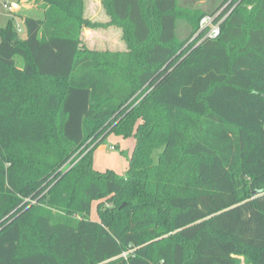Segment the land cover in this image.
Here are the masks:
<instances>
[{
    "label": "trees",
    "instance_id": "obj_1",
    "mask_svg": "<svg viewBox=\"0 0 264 264\" xmlns=\"http://www.w3.org/2000/svg\"><path fill=\"white\" fill-rule=\"evenodd\" d=\"M197 1L17 0L41 17L0 29V264H264V0ZM110 26L125 52L80 37ZM110 134L125 175L94 168Z\"/></svg>",
    "mask_w": 264,
    "mask_h": 264
},
{
    "label": "rangeland",
    "instance_id": "obj_2",
    "mask_svg": "<svg viewBox=\"0 0 264 264\" xmlns=\"http://www.w3.org/2000/svg\"><path fill=\"white\" fill-rule=\"evenodd\" d=\"M10 4L13 8L12 11L3 10L0 7V28L5 27L8 20H12L15 29L18 31L19 39L25 37V31L23 28L21 16H27L34 19L40 18L41 13L39 11L28 10L24 13L17 14L15 5L18 4L15 0H3ZM204 0H198V4L193 8L203 7ZM84 12L83 17L88 21L98 24L109 23V17L107 16L105 9L101 5V0H83ZM249 7L247 8V11ZM223 19H221L222 21ZM220 21V22H221ZM219 22V21H218ZM189 22L186 15H182L179 18L176 27L177 42L185 40L190 34ZM208 28L198 31L206 34ZM80 37L88 49L94 52L102 53L104 51L110 52H125L126 42L122 36V30L119 27H105L101 29H89L84 28L81 31ZM194 39V38H193ZM177 43V44H178ZM17 66L22 67V60L16 59ZM133 139H124L117 137L114 134L108 135L103 142L96 148L93 154V165L95 170L99 172H105L106 169L114 171L117 175H125L128 169V158L132 152ZM160 151V150H159ZM157 153H154L156 158ZM104 201V200H102ZM101 201V202H102ZM100 202H93L90 210V220H98V214L96 213V206ZM243 263V258L238 257Z\"/></svg>",
    "mask_w": 264,
    "mask_h": 264
},
{
    "label": "built area",
    "instance_id": "obj_3",
    "mask_svg": "<svg viewBox=\"0 0 264 264\" xmlns=\"http://www.w3.org/2000/svg\"><path fill=\"white\" fill-rule=\"evenodd\" d=\"M0 7L3 8V10H9V11H12V9H13L9 3H7L6 1H3V0H0ZM219 26H220V22H215L214 17L211 18V17L205 16L199 22L198 31H201V30L208 28V31L205 34V38L213 39V38L218 37L220 34L219 33ZM18 31H20V30H18Z\"/></svg>",
    "mask_w": 264,
    "mask_h": 264
},
{
    "label": "crops",
    "instance_id": "obj_4",
    "mask_svg": "<svg viewBox=\"0 0 264 264\" xmlns=\"http://www.w3.org/2000/svg\"><path fill=\"white\" fill-rule=\"evenodd\" d=\"M15 2H17V0H15ZM18 3V2H17ZM15 7H16V12H17V14H19V13H24V12H26V11H28V10H32V9H28L27 7H22L21 5H19V4H16L15 5ZM35 11V10H34ZM25 16V15H24ZM1 29V28H0ZM132 147H133V144H132Z\"/></svg>",
    "mask_w": 264,
    "mask_h": 264
}]
</instances>
